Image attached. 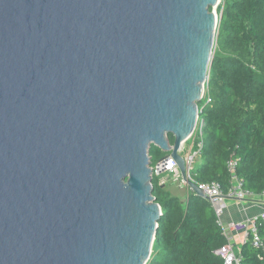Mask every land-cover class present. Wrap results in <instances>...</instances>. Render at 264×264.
Listing matches in <instances>:
<instances>
[{"label": "water", "instance_id": "95a60500", "mask_svg": "<svg viewBox=\"0 0 264 264\" xmlns=\"http://www.w3.org/2000/svg\"><path fill=\"white\" fill-rule=\"evenodd\" d=\"M217 5L0 0V264H147L152 146L205 198L179 152L205 112Z\"/></svg>", "mask_w": 264, "mask_h": 264}, {"label": "trees", "instance_id": "16d2710c", "mask_svg": "<svg viewBox=\"0 0 264 264\" xmlns=\"http://www.w3.org/2000/svg\"><path fill=\"white\" fill-rule=\"evenodd\" d=\"M223 2L207 84L212 103L205 107L203 148L191 177L228 192V164L235 160L237 177L258 195L264 191V0ZM174 140L169 135L171 144ZM149 156L156 166L167 154L152 146ZM165 177L153 178V196L163 215L147 264H224L215 252L227 239L210 201L194 191L182 201L161 185ZM256 225L263 246L242 245L241 264H264V218Z\"/></svg>", "mask_w": 264, "mask_h": 264}, {"label": "built area", "instance_id": "2783aa9c", "mask_svg": "<svg viewBox=\"0 0 264 264\" xmlns=\"http://www.w3.org/2000/svg\"><path fill=\"white\" fill-rule=\"evenodd\" d=\"M223 6V0H218V5L214 6L212 9L216 13L218 20L221 17L219 11L222 10ZM208 82L204 88V94L201 100L202 106L201 104L198 105L199 113L203 110L205 111V107L212 103V99L207 93ZM202 115L203 113L198 116L197 126L193 135L182 145L179 153L185 160L188 179L193 181L197 185L198 189L203 193L205 198L210 201L215 215L218 218V222L221 225L223 233L227 239V244L217 250L215 254L223 260L224 264H241L239 253L235 248L237 245L236 237H241L239 242L240 246L248 243H251L255 248H261L263 246V241L257 231V220L223 223L222 217L228 207L229 200L245 201L253 198L264 199V191L257 195L252 191L245 189L243 181H241L236 175L237 162L235 160H231L228 164L229 172L231 173V188L228 192H224L217 183L198 184L192 179L191 171L194 168L195 162L200 158L203 148V128L205 122L201 118ZM187 150L189 151L186 155H183ZM167 159L168 161L165 163L166 165L162 175H165V173L166 176H169V174H172V176L174 175V177H176L177 180H181L182 184H185L190 191H193L183 178L176 161L170 155L167 156ZM152 168L154 175H156L157 165L152 166ZM160 183L162 184L163 182ZM250 234L253 236L251 239L249 238Z\"/></svg>", "mask_w": 264, "mask_h": 264}, {"label": "crops", "instance_id": "0c3cea01", "mask_svg": "<svg viewBox=\"0 0 264 264\" xmlns=\"http://www.w3.org/2000/svg\"><path fill=\"white\" fill-rule=\"evenodd\" d=\"M259 218H264V199L253 198L245 201L229 200L222 221L223 223L243 222L255 221ZM240 239L241 237H236L237 245L235 248L238 253L241 248Z\"/></svg>", "mask_w": 264, "mask_h": 264}, {"label": "rangeland", "instance_id": "374dc122", "mask_svg": "<svg viewBox=\"0 0 264 264\" xmlns=\"http://www.w3.org/2000/svg\"><path fill=\"white\" fill-rule=\"evenodd\" d=\"M218 10H220V9H218ZM216 44H217V40H216ZM216 44H215V48H214V53H215V49H216ZM201 106H202V104H201ZM205 116H206V113H203L201 118L204 119ZM188 151L189 150H187L183 155H186V153ZM198 162H199V159L195 162V165ZM160 182H163L161 185H164L165 189L170 194L179 197L182 201L186 200L190 190L187 188V186L185 184H182L181 180H177L176 177H174V175L172 176V174H169V176H166L165 178H160Z\"/></svg>", "mask_w": 264, "mask_h": 264}]
</instances>
